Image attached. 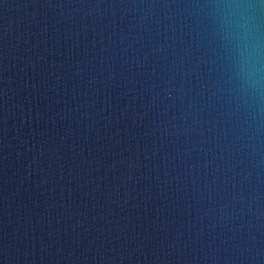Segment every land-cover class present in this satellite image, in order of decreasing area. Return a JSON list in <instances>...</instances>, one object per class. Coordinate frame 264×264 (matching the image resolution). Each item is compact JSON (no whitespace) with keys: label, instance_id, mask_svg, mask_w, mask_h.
<instances>
[{"label":"water","instance_id":"1","mask_svg":"<svg viewBox=\"0 0 264 264\" xmlns=\"http://www.w3.org/2000/svg\"><path fill=\"white\" fill-rule=\"evenodd\" d=\"M0 264H264V0H0Z\"/></svg>","mask_w":264,"mask_h":264}]
</instances>
